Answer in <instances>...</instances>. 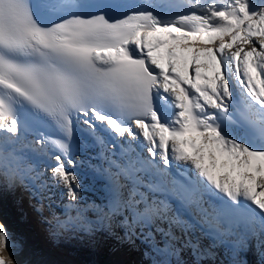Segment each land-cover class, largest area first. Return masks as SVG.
I'll return each mask as SVG.
<instances>
[{"label": "snow or ice", "instance_id": "obj_1", "mask_svg": "<svg viewBox=\"0 0 264 264\" xmlns=\"http://www.w3.org/2000/svg\"><path fill=\"white\" fill-rule=\"evenodd\" d=\"M81 118L119 142L97 136L101 205L66 166ZM31 144L53 152L69 219L120 223L153 264H214L218 247L240 264L264 244V0H0L3 181L34 171ZM16 248L0 224V264Z\"/></svg>", "mask_w": 264, "mask_h": 264}, {"label": "bare ground", "instance_id": "obj_2", "mask_svg": "<svg viewBox=\"0 0 264 264\" xmlns=\"http://www.w3.org/2000/svg\"><path fill=\"white\" fill-rule=\"evenodd\" d=\"M233 92L237 99H241V92L238 87L236 88V86H233ZM78 123L74 132L76 145L74 154L71 157L75 164L74 166H66L69 171H74L77 174L82 184L80 194L85 196L87 202L90 205H101L106 202L103 182L99 180L97 174L92 173L88 167L93 166L95 167L94 170L98 168L96 165L101 161L103 146L97 140V136L99 135L96 133L93 134L88 126L83 124V118L78 120ZM237 134L239 133L237 132ZM106 135L109 142V144L106 143L108 147L111 148L112 144L115 143L117 144L116 150L118 151L119 142L117 138L111 134L106 133ZM28 140L32 141L30 138H28ZM25 152L30 157L29 162L34 171L30 172L25 179L24 183L27 186L24 191L26 194H28L29 191L34 194L32 200L42 202V208L47 212L46 220H50L49 214L53 213L52 209L59 215L60 211L58 206L62 204L66 208L67 202L70 201L67 196H62L63 192L60 188L47 179L50 167L55 164L53 152L49 151V149L46 152L44 150L40 151L35 144H31L29 148L25 149ZM37 172L40 173L38 179L35 176ZM15 184L16 183L10 184L0 178V224L6 226L7 231L11 234L12 240L17 245L15 255H13L11 251L2 253L6 259H12L14 264H89L92 261L99 262L102 260L101 257L103 252L98 247L85 258V262L83 263L81 260L73 258L71 254H67V252H70L69 249L55 246L54 244L58 242L57 239H52L47 234L43 233L45 227L52 230V223L48 224L44 222L38 215L39 209L36 205L29 207L26 204V199L19 193L12 191V188L16 187ZM48 188H54L58 195H60V193L62 195L55 199ZM75 221L74 224H77ZM79 221L82 223L86 222L84 219ZM32 222H35L38 228H35ZM104 235H107V232L104 231ZM254 238L241 249L244 253V258H251L253 256L252 252L254 251H261L264 253V244L261 243L259 238H255L259 243L258 249L255 250ZM134 241L137 242L136 240ZM219 252L224 254L220 249ZM141 255H143V253ZM126 259L127 255H125L122 249H118L108 257L109 261L118 264H143L141 262L139 263L136 259L133 260V263L129 261L126 262ZM252 262L253 260H251V263Z\"/></svg>", "mask_w": 264, "mask_h": 264}, {"label": "rangeland", "instance_id": "obj_3", "mask_svg": "<svg viewBox=\"0 0 264 264\" xmlns=\"http://www.w3.org/2000/svg\"><path fill=\"white\" fill-rule=\"evenodd\" d=\"M256 2L259 3V0H256ZM229 79L232 85L236 86V88L238 87L241 92V87L234 76H230ZM48 190L55 199L62 194V196L65 195L64 193L58 195L54 188H48ZM81 197L83 198V203L90 205L85 196L81 195ZM69 202L70 201H68L66 205H68ZM62 208H60L59 213L62 218L52 221V230L45 229L44 231L46 233H43L47 235L50 234V236H48L52 239H57L58 242L54 245L69 249L70 252H67V254H71L73 258L81 260V262L84 263L85 258L98 247L103 252L101 257L102 260H108V257L112 253L116 252L118 249H122L125 255H127L126 262L129 261L133 263V260L138 257L137 261L139 263L153 264L154 254L151 253L149 246L139 237L138 233L134 236H129L125 226L110 221H103L102 223L98 216L92 212L85 213L84 221L86 222L82 223L81 221H75V219H69L70 216L76 217L75 210L68 211L65 206H62ZM74 221L77 224H74ZM32 225L38 228L35 222H32ZM104 231L107 232V235H104ZM255 242L256 241H254V245ZM142 253L143 255H141ZM252 253L253 256L247 259V257L244 258V253L240 250L236 259L239 260L240 264H264V253L261 251H254ZM251 260H253L252 263ZM230 261L231 257L228 253L221 254L219 251L216 252L214 264H230ZM96 262L97 261H92L90 263L96 264Z\"/></svg>", "mask_w": 264, "mask_h": 264}, {"label": "water", "instance_id": "obj_4", "mask_svg": "<svg viewBox=\"0 0 264 264\" xmlns=\"http://www.w3.org/2000/svg\"><path fill=\"white\" fill-rule=\"evenodd\" d=\"M96 264H118V263L109 260H102L97 262Z\"/></svg>", "mask_w": 264, "mask_h": 264}]
</instances>
